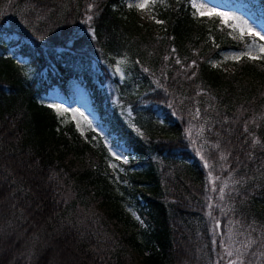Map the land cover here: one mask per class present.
I'll use <instances>...</instances> for the list:
<instances>
[{"label": "trees", "instance_id": "1", "mask_svg": "<svg viewBox=\"0 0 264 264\" xmlns=\"http://www.w3.org/2000/svg\"><path fill=\"white\" fill-rule=\"evenodd\" d=\"M132 2L0 0V264H227L231 235L264 264V59L188 0ZM71 86L102 132L42 100Z\"/></svg>", "mask_w": 264, "mask_h": 264}, {"label": "rangeland", "instance_id": "2", "mask_svg": "<svg viewBox=\"0 0 264 264\" xmlns=\"http://www.w3.org/2000/svg\"><path fill=\"white\" fill-rule=\"evenodd\" d=\"M203 3L206 4L207 7L209 8H215L218 11L228 13L232 16L239 17L241 20L247 21L248 25L252 28H254L256 31L261 32L264 34V21L260 18H253L248 14H236L225 8H223L220 4H218L215 0H203ZM144 14L147 13V11H142ZM229 27V26H227ZM230 30L232 31V35L239 36L238 31H233L231 27H229ZM248 51V49L246 50ZM253 54H257V52H253ZM235 56V55H229L228 59H231L230 57ZM225 58L223 59L222 65L224 67H228L230 63L228 64L227 62L224 61ZM233 60V59H232ZM42 100L48 104L51 105H61L63 109H68V111H58L57 109L54 108L55 112L58 115H62L64 120H73L74 123L78 126L81 127V123H91L92 128L102 132L100 127L95 123V117L93 113L91 112L88 102L82 92L76 87V86H71L69 89L68 93L66 95L62 94L59 90L57 89H50L48 90L43 96ZM73 109H77L78 112H73ZM79 113H83V117L79 115ZM86 117L87 119H84ZM109 150L111 153L116 156H119L121 161H126V149L122 145L118 144H111L109 145ZM117 159V158H116ZM240 245L236 243L234 235H231L226 239L224 248H226L225 251V259L227 261V264H230V261H235L236 264H238L236 258L238 256L237 254V249H239ZM231 252L232 255L229 256L227 253ZM224 253V250H223ZM222 259H223V254H222Z\"/></svg>", "mask_w": 264, "mask_h": 264}, {"label": "snow or ice", "instance_id": "3", "mask_svg": "<svg viewBox=\"0 0 264 264\" xmlns=\"http://www.w3.org/2000/svg\"><path fill=\"white\" fill-rule=\"evenodd\" d=\"M157 0H133L132 3L128 4V7L130 9L135 8L139 11H145L148 10L151 11V7L156 4ZM162 2V0H161ZM188 3L190 4L191 8L193 9V16L194 18H200V17H209V18H219V21L221 24L225 26H229L233 29V31H238L239 36L241 39H243L245 36L251 38V42L246 45L248 51L241 53L240 55H235L230 57L231 59L235 61L241 60L242 56H246L249 60H259L264 59V43H258L257 41H264V34H262L259 31H256L254 28L250 27L247 23V21L241 20L239 17L232 16L228 13L218 11L215 8H209L206 6L205 3H203V0H188ZM152 19L155 23L160 24L162 21L156 20L153 16ZM92 20V16L89 15L86 17L84 23L88 24L89 21ZM88 30L90 33L94 34V30L92 29L91 25L89 24ZM231 34V33H230ZM257 52L258 54H253V52ZM179 63V61H177ZM215 66V65H213ZM119 70V69H117ZM50 108H55L58 111H68V109H63L61 105H48ZM74 113L78 112L77 109L72 110ZM81 117H83V113H79ZM84 119H87L84 117ZM247 130V129H246ZM253 144L258 143L259 141L253 140ZM117 159H120L119 156H116ZM207 167V165H205ZM221 192L224 191L223 188L220 189ZM223 197H221L222 199ZM217 228H219V222H217L216 225ZM229 256L232 255V253L229 251L227 253ZM230 264H236L235 261H230Z\"/></svg>", "mask_w": 264, "mask_h": 264}]
</instances>
